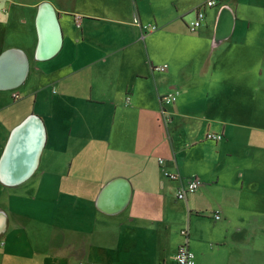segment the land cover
<instances>
[{
  "label": "crops",
  "instance_id": "crops-1",
  "mask_svg": "<svg viewBox=\"0 0 264 264\" xmlns=\"http://www.w3.org/2000/svg\"><path fill=\"white\" fill-rule=\"evenodd\" d=\"M206 1L0 0V160L15 127L39 115L44 144L24 182L72 187L61 231L77 264H175L182 244L195 264H264V0H216L190 31ZM44 2L61 43L38 58ZM224 7L232 22L219 38ZM9 93L53 113L7 119ZM193 176L199 190L179 198ZM6 211L0 202V242L13 229Z\"/></svg>",
  "mask_w": 264,
  "mask_h": 264
},
{
  "label": "rangeland",
  "instance_id": "rangeland-1",
  "mask_svg": "<svg viewBox=\"0 0 264 264\" xmlns=\"http://www.w3.org/2000/svg\"><path fill=\"white\" fill-rule=\"evenodd\" d=\"M15 28L14 26L11 30ZM192 37L186 36V43L192 42ZM10 93L9 95L1 94L4 100L2 104L7 103L5 108L1 107L7 119L10 117L14 118L12 120L19 119L18 117L23 115L28 107L29 109L34 107L36 112H45V115L53 113L52 104H34L33 99L22 95L18 100L14 93L13 96ZM26 100H30L31 103ZM253 113L260 115L256 107ZM252 120L256 122L259 119ZM47 125L51 129L49 121ZM48 150L49 148L43 155L45 163L49 161ZM46 180L48 181L49 178ZM38 181L34 184H27L23 181L13 186L0 181V194L5 197V199L1 197L0 202L6 206V212L11 213L13 229H16L13 230L10 227V230L6 229V236L7 233L10 235L9 241L5 239L0 242V252H2L0 264H77L75 257L71 258L69 255L71 247L74 246L73 236L68 237L70 234L64 235L61 231L64 220L62 213L66 204L63 199L67 194L66 191L72 187L48 183L39 184ZM72 190L75 192L74 187ZM13 232L17 233V238H14ZM7 247L11 249H6ZM110 251L116 254L115 250ZM117 255L123 256L124 254L117 253Z\"/></svg>",
  "mask_w": 264,
  "mask_h": 264
},
{
  "label": "water",
  "instance_id": "water-1",
  "mask_svg": "<svg viewBox=\"0 0 264 264\" xmlns=\"http://www.w3.org/2000/svg\"><path fill=\"white\" fill-rule=\"evenodd\" d=\"M230 12V9L227 7L222 9L219 26L222 27L223 25L221 31L223 33L218 31L219 38H224L230 31L232 20L228 22L226 18ZM38 21L41 42L37 50V55L38 58H49L60 46L61 31L55 9L48 2H44L41 5ZM7 55L5 53L0 57V61L4 57H7ZM45 135L46 131L42 118L36 114L28 116L20 125L15 127L12 134H10L6 149H4L0 160V179L3 183L13 186L32 175L39 161ZM15 170L17 171L16 173L14 172Z\"/></svg>",
  "mask_w": 264,
  "mask_h": 264
},
{
  "label": "built area",
  "instance_id": "built-area-1",
  "mask_svg": "<svg viewBox=\"0 0 264 264\" xmlns=\"http://www.w3.org/2000/svg\"><path fill=\"white\" fill-rule=\"evenodd\" d=\"M216 3H217L216 0H207L205 3H203V4L201 3L197 7L196 18L189 25L191 30L195 31V30H197L203 26L205 17L207 15L206 8L209 6H213ZM135 21H136V23L140 24L138 18H136ZM140 25H141V27H143L147 31H153V30L158 29V27L155 26V24H153V25H151V24H149V25L140 24ZM163 68L164 67H156V69H163ZM15 97H18V95H15ZM176 100H177V92H175V91L170 92V93L168 92L162 97V102H163V105H165V106L173 104ZM164 112H166V111L164 110ZM207 137L217 141V140H220L223 138V134H215L214 132H209L207 134ZM160 162H163V159H161ZM171 177L177 178L176 175H172ZM200 185H202V181L200 179H198L197 176L191 177L190 180L188 181V184L183 189L181 188L179 190L178 197L182 198V199H186L189 194L194 193L195 191H198L200 188ZM220 217H221L220 212H216L214 215V218L219 219ZM181 234L186 235L187 230L184 229L183 231H181ZM175 261H176L175 264H195V262H196L195 253L189 248L188 244H182L181 246L178 247L176 257H175Z\"/></svg>",
  "mask_w": 264,
  "mask_h": 264
},
{
  "label": "bare ground",
  "instance_id": "bare-ground-1",
  "mask_svg": "<svg viewBox=\"0 0 264 264\" xmlns=\"http://www.w3.org/2000/svg\"><path fill=\"white\" fill-rule=\"evenodd\" d=\"M14 172L16 173L17 171L15 170ZM12 173H13V172H12ZM25 180H26V179H25ZM25 180H24V181H25ZM21 182H23V181H21ZM21 182H20V183H21Z\"/></svg>",
  "mask_w": 264,
  "mask_h": 264
}]
</instances>
